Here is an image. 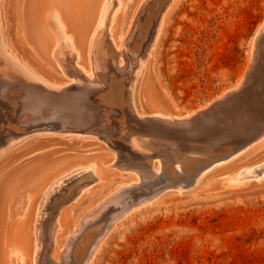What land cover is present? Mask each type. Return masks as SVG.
Wrapping results in <instances>:
<instances>
[{"label": "rangeland", "instance_id": "obj_1", "mask_svg": "<svg viewBox=\"0 0 264 264\" xmlns=\"http://www.w3.org/2000/svg\"><path fill=\"white\" fill-rule=\"evenodd\" d=\"M57 1L0 0V46L59 96L78 95L80 101L83 95L109 97L106 87L80 89L88 85L80 87L76 76L84 77L79 69L92 75L86 39L93 34L100 0ZM108 3L114 21L107 22L98 40L109 50L106 71L121 87L122 104L119 115L113 111L110 116L119 121L128 115L189 118L245 80L235 106L204 116H212L216 128L228 134L231 115L248 116L264 106V0ZM45 9L58 18L57 39L67 41L73 52L65 65L54 54ZM123 44L127 57L115 53ZM117 65H125L124 71ZM1 103L7 105L3 97ZM14 103L9 116L0 106V264L43 263L42 257L33 263L35 222L48 188L40 213L49 224L41 255L49 264H264V135L256 134L226 155L203 156L185 174V166L171 162L174 172L181 167L182 182L154 186L159 175L138 178L93 119L80 124L54 112L43 117L23 111L26 119L20 121ZM204 116L194 118L198 123L191 120L194 126L188 127L195 130L180 134L201 140L173 141L208 146L202 140L217 130L200 129ZM165 166L152 158L147 164L161 176ZM249 170L256 176L239 179Z\"/></svg>", "mask_w": 264, "mask_h": 264}, {"label": "bare ground", "instance_id": "obj_2", "mask_svg": "<svg viewBox=\"0 0 264 264\" xmlns=\"http://www.w3.org/2000/svg\"><path fill=\"white\" fill-rule=\"evenodd\" d=\"M62 1L63 0H61V4H62ZM82 1H84V0H82ZM55 3H58V1ZM66 3H67V1H66ZM63 6H65V5H63ZM78 6H80V4ZM54 7L60 8V10H61L62 6L54 4ZM49 8H50V6H49ZM65 8H68V7H65ZM78 8H80V7H78ZM71 9H72V7L70 8V10ZM109 9L110 8H109L108 0H100L99 5H98V9H97L98 15H97L96 23H95L94 29L92 31L93 34L89 38V41H88V39H86V42H87L88 48H89L90 63L92 64V75H86L81 69H79V72H81L84 75V77L81 78L80 74L76 75V76L81 81V82L80 81L78 82L80 87L82 84L88 85L86 87H84L82 85V88H80V89L93 90V89H98V87L102 86L101 88H103V87L107 88V91H105V92L109 93L110 96L109 97L104 96L106 98L103 97V99H101L102 101L97 100L95 98H92V99L87 98V96L85 97V95H83L82 101H80V98L78 97L77 94H76L77 96H72V97L69 94L59 96V95L55 94V92H57L56 91L57 89L55 90V92H52L51 91V87H53L52 85H48L46 82H44V81L36 78L32 74H30V72L27 69H25L23 66H20V62H17V60L15 58L8 56L7 53L5 52V50H7V48L5 47V49H3L2 48L3 45H1L0 46V98L3 97L4 100L7 102V105L1 103L0 106L4 107V109H6V112H7L6 114H8L7 116L12 114L13 107L15 105L14 101L17 100L16 106L18 108H16V110L15 109L14 110L17 112V119L20 121H24V119H26L25 117H22L23 111H26V112L27 111H31V112L36 111V112H39L40 115L43 117L45 114H49L50 112H54V113L59 114V116L64 117L69 122H79L80 124H85V123L89 122V119L90 120L93 119L92 122H95V124L98 127L97 131H101V133L103 135H106V138L109 139L113 148L116 149L121 154V156L124 157V159L131 162V164H132L131 166L137 171L138 178L141 177V174L143 175V177L145 179L147 176H152L151 174H153V176L159 175V176H157L158 178L155 180L156 184H154V186L164 184L165 182H169V183H172L174 185L180 184L182 182L184 175H182L181 172H179V171H181V167L177 166L176 171H175L176 173H175L171 169V167H172V166H170L171 162H172V164H180V165L185 166L186 167L184 170V174H185L187 172V169L191 168L196 163L197 164L200 163L199 161L202 158H204L203 156H206V158H207L208 156L220 157L222 155H226L232 149H235L237 146H240V144H243L249 138H253L254 136H256V134H257V136L260 134L264 135V106H262L259 110H257L253 114L249 113L248 116L241 117V116H237V114L234 116L231 115L230 116V119H231L230 123L231 124L225 126V129H226L225 131H227V129L228 130L231 129V132H229L228 134H225L223 129H221V127L216 128L217 127V121H216V119H214L215 121H213L212 120L213 117L211 115H209V116H211L212 119H208V117L204 116L205 113H207L206 111H208L210 113H212L215 109H218L221 111L222 110L221 108H223L227 104L230 106H232V105L235 106V103L240 101V100H238L237 97H239V95H241L242 88L247 84V80H245V82L243 84H242V82L238 83L236 88H234V89L230 90L229 92L223 94L214 103H212L204 112L199 111L200 112L199 114L201 115V117L204 116L203 118H201L202 119L201 121H203L204 124H206V125H203V128H200V129H204L203 130L204 133L205 132L211 133V131L212 130L214 131V129L217 130L216 133L213 134L211 137L210 136L208 137V135H207L206 137H208V139L202 140L204 142H207L208 146H196L195 147V145L187 144V142L181 143V142H174L173 141V140L184 141L187 139H199V140H201V137L200 138L199 137L193 138V135H190L191 137L187 136V135L186 136L180 135V134H183L185 132H190L192 130H195L193 128L189 129L188 126H190L192 124L191 120L196 118V116H198L199 114L194 115V116H190L189 118H185V119H175L172 117L166 118V117H161V116H157V115L132 118L130 115H128L127 121H125V119L123 121L122 120L119 121L116 118V115H119L120 109H121L120 107H122V104L120 102L121 93L119 91L121 87H119L118 83H117L118 85H116L114 83L115 82V80L113 79L114 76L111 75L110 73H107V71H106V68H107L105 65V59L106 58H104V56H106V54L109 53V50L106 51L100 45V43L103 41L100 42L98 40L99 37L102 36L103 29H106L107 22H109V25H111L114 21V18H112V16L109 15V12H110ZM68 10H69V8H68ZM79 10H78V12H79ZM44 13H45V15H42V16H45L44 17L45 25H47L46 26L47 28L44 27V29L45 28L47 29L48 35H49L50 39L53 41L54 49H55L54 54L58 58V61H59L58 63L65 65V63L68 61L65 58H68V55L70 53H73V52H71L70 49L68 48V42L67 41L66 42L63 41L62 38L57 39V37L60 36L61 30H62L57 24L58 18L51 16L48 9ZM67 14H68V11H67ZM78 14H80V13H78ZM66 18L67 17H64V19L68 23V19H66ZM72 22H74V21H72ZM43 24H41V25L43 26ZM107 27H108V24H107ZM158 30H159V27L157 29H155V37L154 38H156ZM102 38H103V36H102ZM126 39H128V37H126ZM133 40H134V38L132 36L131 43H134ZM0 41H2V39ZM125 41L126 40H124V44H125ZM124 44L120 46V49H122L121 51L120 50L116 51L114 49L115 53H118L120 57H127V55H128V54H126L127 49L125 48L127 45L124 47ZM138 47H139V45H138ZM259 52L261 53V50ZM257 53L258 52L256 51L255 54H257ZM253 57H255V56H253ZM102 60H103V62H102ZM255 60H252V61L254 62ZM256 61H255V64H256ZM115 62H117V61H115ZM253 62H251V63L254 64ZM257 64H258V62H257ZM124 66L117 65V69L120 71H124V69H125ZM259 67H261V66H259ZM255 68H256V70L258 69L257 67H255ZM253 70H255V69L253 68ZM255 71H253V72H255ZM35 81H39L41 83L40 84L41 86L37 87L35 85V83H37V82H35ZM118 81H120V80H118ZM122 81H124V80H122ZM73 82H71V83H73ZM128 83H129V81H127V84ZM111 84H114V85L112 86ZM125 85H126V83H125ZM77 86H78V84H77ZM113 88H114V90H116V93H115V91H113V92L109 91L110 89H113ZM80 89H78V91ZM128 90H129V84L127 85V88L124 89V91L126 93H128ZM7 91H9L8 95H7ZM86 92L87 91L83 92V94H86ZM107 93H105V94H107ZM6 96H8L9 99L6 98ZM97 98H98V96H97ZM79 101H80V103H79ZM90 102H92V105H90ZM111 103L114 104V106L111 105ZM257 106H259V105H257ZM237 108L238 107H236V109ZM86 111H88L87 114L85 113ZM113 111H114V114H116V113L117 114L115 116H110L108 113H113ZM222 112H223V110H222ZM0 113H1V111H0ZM32 116H35V115H32ZM215 117L216 116H214V118ZM2 118L3 117H1V119ZM50 118H51V116H50ZM194 120H196V119H194ZM194 122L196 123L197 120ZM193 124H192V126H194ZM196 125H198V124H196ZM200 126L201 125H199L197 127V129ZM228 126H229V128H228ZM185 127H188V129H186ZM104 128H106V131L104 130ZM2 131H3V129H2ZM234 131H236V132H234ZM116 132H118V133H116ZM196 135H200V133L196 134ZM0 136H1V134H0ZM121 137H122V139H120ZM168 140H171V142ZM1 142H3V141L0 140V143ZM192 142H194V141L192 140ZM188 143H190V142H188ZM151 158L153 160L158 159L160 164L164 161L167 162V166H165V168H163L164 174L162 176L160 175L161 173L160 174L156 173V172L151 171L147 168L148 161ZM195 158H198V159L194 160ZM198 167H199V165H198ZM246 173L247 174H244V175L241 174L239 179H242L245 177L256 176V174H254V172L252 170H249ZM168 175H169V177H168ZM48 189L43 194L40 204L47 201L46 197L48 194ZM110 202H112V201H110ZM40 204L38 205V207L36 209V222H35V248L36 249H35L34 255H33V263H34V260L36 261L37 258L42 257L43 263L49 264L48 260L45 261L44 255L41 256L42 254H44L42 252L43 251L42 248H43V244H44V238L46 239V237H44V233H46V231H47L46 228H48L49 224H47V223L44 224V222H43L44 214L40 213V208H41ZM42 206H43V204H42ZM44 227H45V229H44Z\"/></svg>", "mask_w": 264, "mask_h": 264}]
</instances>
